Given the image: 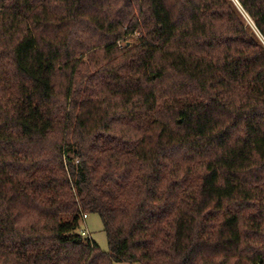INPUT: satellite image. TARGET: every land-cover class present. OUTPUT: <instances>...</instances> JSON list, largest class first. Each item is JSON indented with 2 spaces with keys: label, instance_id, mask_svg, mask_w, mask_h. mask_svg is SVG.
I'll return each instance as SVG.
<instances>
[{
  "label": "trees",
  "instance_id": "trees-1",
  "mask_svg": "<svg viewBox=\"0 0 264 264\" xmlns=\"http://www.w3.org/2000/svg\"><path fill=\"white\" fill-rule=\"evenodd\" d=\"M115 262L264 264V0H0V264Z\"/></svg>",
  "mask_w": 264,
  "mask_h": 264
},
{
  "label": "rangeland",
  "instance_id": "rangeland-1",
  "mask_svg": "<svg viewBox=\"0 0 264 264\" xmlns=\"http://www.w3.org/2000/svg\"><path fill=\"white\" fill-rule=\"evenodd\" d=\"M248 22L252 24V21L250 19H248ZM130 35L131 34H128L124 38L119 40L118 44L120 48H123L130 43L128 41V39L131 38ZM87 214H88V218L86 219L82 218L80 233L83 236H89L93 238L101 246L103 250L109 251L108 235L105 230L104 222L101 216L98 213H87ZM83 230H87V234H83ZM115 264H130V263L115 262Z\"/></svg>",
  "mask_w": 264,
  "mask_h": 264
},
{
  "label": "built area",
  "instance_id": "built-area-1",
  "mask_svg": "<svg viewBox=\"0 0 264 264\" xmlns=\"http://www.w3.org/2000/svg\"><path fill=\"white\" fill-rule=\"evenodd\" d=\"M86 218H88V214L84 213L83 214V219H86ZM83 234H87V230H83Z\"/></svg>",
  "mask_w": 264,
  "mask_h": 264
}]
</instances>
